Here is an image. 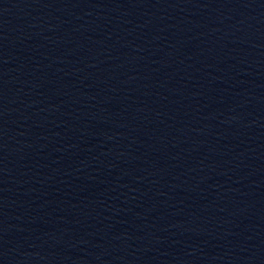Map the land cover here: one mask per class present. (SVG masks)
I'll list each match as a JSON object with an SVG mask.
<instances>
[{"label":"water","instance_id":"water-1","mask_svg":"<svg viewBox=\"0 0 264 264\" xmlns=\"http://www.w3.org/2000/svg\"><path fill=\"white\" fill-rule=\"evenodd\" d=\"M0 264H264V0H0Z\"/></svg>","mask_w":264,"mask_h":264}]
</instances>
